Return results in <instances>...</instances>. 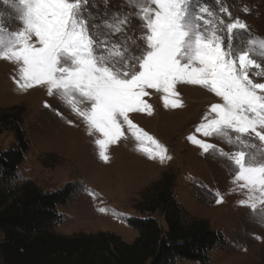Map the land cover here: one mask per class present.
Segmentation results:
<instances>
[{
	"label": "snow or ice",
	"instance_id": "1",
	"mask_svg": "<svg viewBox=\"0 0 264 264\" xmlns=\"http://www.w3.org/2000/svg\"><path fill=\"white\" fill-rule=\"evenodd\" d=\"M103 2V14L94 15L88 5L98 9L97 0H18L22 29L0 25V59L19 66L18 88L46 86L49 95H58L90 136L98 134L94 143L104 162L109 147L127 138L125 125L137 151L170 159L129 114H152L144 99L148 90L161 93L166 108H177L183 106L178 84L206 89L222 103L210 106L196 132L233 151L194 135L188 139L228 162L233 190L247 192L240 206L264 223V82L250 78L251 69L258 70L252 76L264 77L255 58H264V38L245 35L247 26L238 19L226 23L220 13L227 9L214 10L205 0H123L134 12L110 11ZM133 18L140 21L143 46L127 36Z\"/></svg>",
	"mask_w": 264,
	"mask_h": 264
},
{
	"label": "rangeland",
	"instance_id": "2",
	"mask_svg": "<svg viewBox=\"0 0 264 264\" xmlns=\"http://www.w3.org/2000/svg\"><path fill=\"white\" fill-rule=\"evenodd\" d=\"M205 2L217 11L226 8L227 13L220 16L226 23L230 18L244 23L245 35L264 38V0ZM97 3L98 9L89 4V10L94 15H102L105 4L103 0ZM16 4L18 0H0V25L5 31L22 29ZM122 5L123 0H108L107 8L123 12L136 10ZM141 31L140 21L133 18L127 36L137 38V43L143 46L144 42L138 39ZM112 39L119 41L120 36ZM132 50L138 52L136 48ZM255 58L261 65L260 70H264V58ZM18 67L16 63L0 59V111L12 107L25 110L22 127L30 143L25 160L18 168L16 189L28 181L45 193L56 192L68 184L78 186L72 200L58 206L61 221L54 229L56 233L71 236L109 232L132 244L138 232L128 221L149 217V213L139 209L143 194L167 173L173 178V196L184 211L191 218L207 221L225 238L224 245L210 254L208 264H264V223L239 203L246 198V190H233V173L226 160L214 153H205L188 139L194 135L225 152L233 151L222 140L196 132L210 106L222 103L219 97L199 86L178 84L176 91L183 106L166 108L162 94L148 90L151 94L144 99L151 105L152 114L130 113L129 118L162 144L170 159L161 162L137 151V142L125 125L127 138L109 147V159L104 162L94 143L98 134L90 136L84 121L58 95H49L46 86L20 90L16 83ZM255 71L258 70H250V78L264 82V77L252 76ZM16 146L14 133L0 125V154ZM221 198L223 202L217 203ZM153 217L165 226L159 213ZM178 264L200 263L179 260Z\"/></svg>",
	"mask_w": 264,
	"mask_h": 264
},
{
	"label": "trees",
	"instance_id": "3",
	"mask_svg": "<svg viewBox=\"0 0 264 264\" xmlns=\"http://www.w3.org/2000/svg\"><path fill=\"white\" fill-rule=\"evenodd\" d=\"M24 113L21 107L0 111V125L9 128L17 142L15 149L0 154L1 264H178L179 260L208 264L213 250L224 245L221 232L184 211L167 173L151 188L152 196L151 190L143 194L139 209L149 217L128 221L138 232L132 244L109 232L56 233L61 221L58 206L70 202L78 186L68 184L45 193L28 181L16 189L18 168L30 146L22 127ZM156 213L165 226L153 217Z\"/></svg>",
	"mask_w": 264,
	"mask_h": 264
}]
</instances>
